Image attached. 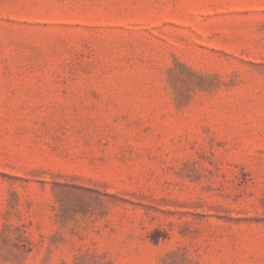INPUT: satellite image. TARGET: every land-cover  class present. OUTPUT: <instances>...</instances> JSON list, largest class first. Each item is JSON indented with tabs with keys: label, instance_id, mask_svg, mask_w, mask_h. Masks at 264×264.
<instances>
[{
	"label": "rangeland",
	"instance_id": "obj_1",
	"mask_svg": "<svg viewBox=\"0 0 264 264\" xmlns=\"http://www.w3.org/2000/svg\"><path fill=\"white\" fill-rule=\"evenodd\" d=\"M0 264H264V0H0Z\"/></svg>",
	"mask_w": 264,
	"mask_h": 264
}]
</instances>
